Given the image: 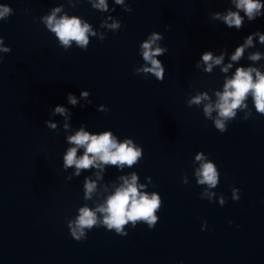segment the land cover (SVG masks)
<instances>
[{
    "label": "water",
    "instance_id": "95a60500",
    "mask_svg": "<svg viewBox=\"0 0 264 264\" xmlns=\"http://www.w3.org/2000/svg\"><path fill=\"white\" fill-rule=\"evenodd\" d=\"M106 3L101 10L94 0H0L12 9L0 18V36L11 49L0 52V264H264V114L249 95L221 132L204 114L207 101L189 102L202 93L214 101L237 64L264 71V43L256 36L227 73L220 65L196 66L205 49L223 51L228 63L244 35L264 31V15L245 17L236 29L212 15L234 8L231 0ZM56 6L89 23L94 34L86 49L76 41L65 47L46 27L42 17ZM113 22L120 26L110 27ZM151 31L161 32L158 43L167 45L157 56L162 80L137 71L147 63L139 45ZM255 51L262 56L253 61L248 56ZM57 103L70 109L67 129L64 116L52 112ZM81 124L90 132L108 128L118 140L131 137L142 156L131 166H90L74 174V166L64 168L63 152L66 135ZM198 152L217 166L214 188L198 182ZM132 172L144 191L160 195L155 225L129 222L125 235L93 226L85 239L71 237L68 222L78 208L102 203ZM85 177L96 181L90 198ZM233 188L240 189L237 200Z\"/></svg>",
    "mask_w": 264,
    "mask_h": 264
},
{
    "label": "clouds",
    "instance_id": "9594fccd",
    "mask_svg": "<svg viewBox=\"0 0 264 264\" xmlns=\"http://www.w3.org/2000/svg\"><path fill=\"white\" fill-rule=\"evenodd\" d=\"M122 0H116L121 3ZM234 8H228L223 13H213V18L220 19L227 27L235 26L236 29L241 28L245 17L248 21L254 20L256 17L264 15V0H231ZM94 6L101 9H107L106 0H94ZM12 11L8 4H0V18L7 17ZM131 11V8L128 9ZM241 11L244 15H241ZM57 13H61L59 16ZM46 27L55 34L58 41L67 47L72 41L85 48L88 44V34H94L92 28L87 21L81 20L76 15H69L61 12L60 6L53 7L51 11L42 17ZM112 28H118L119 22H113L109 25ZM253 36H256L259 42L264 43V31L256 29L243 36V42L237 43L230 53L228 63H222L224 60V52L214 55L210 49H205L200 53V59L196 61L199 67L203 62L204 70L211 71L213 65H220L221 71L227 73L232 67L231 61H237L242 56L244 49L253 44ZM163 34L159 31H151L147 37L140 42V50L143 60L147 63L142 69L145 73H151L156 79L164 78L165 67L163 62L157 58L167 51V45H160L158 41L162 40ZM4 37L0 36V52H9L10 46L3 43ZM262 53L255 51L249 53L248 58L255 61L259 60ZM3 56H0V60ZM82 97L88 96V91L81 90ZM251 95L255 109L258 113L264 114V71L259 70L251 65L237 64L231 75L225 76L221 90L215 92L216 99L210 100L206 93L196 95L190 103L199 104L202 100L207 101L203 105L204 114L214 120L215 127L223 132L227 128L226 122L233 118L236 110L246 107V98ZM67 102L73 106L77 104V97L73 92L66 93ZM91 103V101H89ZM85 105H80L84 107ZM103 108L104 105H98ZM216 110L217 116L212 117L213 110ZM53 113H60L65 118L63 127L67 129L69 124L67 120L70 116V109L63 104L57 103L52 108ZM44 124L52 129L56 128V123L51 120H44ZM68 146L63 152V166L68 168L74 166L76 175H79L81 169H87L90 166L103 170L105 164H113L118 168L124 165L131 166L142 156V148L139 144L134 143L133 139L125 136L123 139H117L113 132L105 128L102 131H89L81 124L70 134L66 135ZM82 149L80 155L77 150ZM195 159L200 161L199 167L196 169L198 182L207 184L209 188H214L219 181V173L215 162L206 159L205 156L198 152ZM99 177L100 173L97 172ZM121 183L114 185L111 191H107L102 203L95 207L82 205L78 208L76 217L68 222V229L71 237L81 240L86 238V230H90L93 226L103 225L106 229H112L116 233L125 235L127 230L124 225L131 222V227L136 226L137 221H145L148 228H152L158 220L157 210L161 205V198L157 192H146L143 189L145 185L138 183V176L132 172L129 176H121ZM96 191V181L90 180L88 177L84 179V195L90 198L92 193ZM207 192V189H205ZM237 192L240 189H232V198L239 199ZM209 198L212 193L208 192ZM221 205L224 200L220 201ZM97 213L102 214L98 218ZM232 223L231 220L228 221ZM205 224H201L204 229ZM177 264H183L178 261Z\"/></svg>",
    "mask_w": 264,
    "mask_h": 264
}]
</instances>
